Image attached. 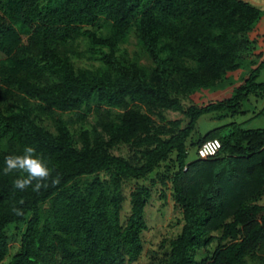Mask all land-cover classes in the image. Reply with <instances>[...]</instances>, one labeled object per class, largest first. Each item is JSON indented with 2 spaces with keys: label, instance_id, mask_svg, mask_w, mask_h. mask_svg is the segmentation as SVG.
Masks as SVG:
<instances>
[{
  "label": "trees",
  "instance_id": "obj_1",
  "mask_svg": "<svg viewBox=\"0 0 264 264\" xmlns=\"http://www.w3.org/2000/svg\"><path fill=\"white\" fill-rule=\"evenodd\" d=\"M261 16L245 0H0V264L14 240L5 264L137 262L157 181L182 222L157 264H264V128L198 130L202 117L233 119L264 94L251 36ZM131 36L132 55L121 48ZM83 53L97 65L77 66ZM244 63L228 97L192 101ZM63 113L92 123L74 129ZM210 139L218 153L197 158ZM26 146L52 170L47 188L21 191L20 173H3Z\"/></svg>",
  "mask_w": 264,
  "mask_h": 264
},
{
  "label": "rangeland",
  "instance_id": "obj_2",
  "mask_svg": "<svg viewBox=\"0 0 264 264\" xmlns=\"http://www.w3.org/2000/svg\"><path fill=\"white\" fill-rule=\"evenodd\" d=\"M264 0H250L249 3L258 7L262 11L260 20L255 24L252 37H259L258 51H264ZM84 45H80L78 51L81 53L84 50ZM122 49H125L130 55L138 53L139 47L136 44L135 39L131 36L127 43L121 45ZM142 63H148L146 59L141 60ZM77 66L89 67L90 65H97L96 62L88 59V56L83 53L80 58L76 60ZM251 70V66L244 63L237 71L228 73L222 80V82L214 88L203 90L198 92L192 98V101L196 104H200L203 101L222 99L228 97L233 88L240 85L243 78H245ZM264 81V75L262 74L258 78V82ZM242 110L246 111L244 114H240L233 119H226L218 122L213 120L210 116L202 117L198 122V130L201 134L206 133L214 128L220 127L224 124L235 122L245 130L263 129L264 128V94L260 98L249 97L248 101L242 106ZM63 119L72 120L74 122L73 128L77 129L79 126H88L92 123V113L86 116L83 122H79L73 114L63 113L61 114ZM168 120H177L181 118L178 113L168 112ZM46 125H50L46 122ZM52 130V127L49 126ZM195 149H188V161L195 159ZM145 185L151 186L150 183L144 182ZM136 182L126 183L124 186L126 193V201L123 204L122 217H125L129 211L128 194L135 189ZM151 199L145 207L144 218L147 224V229L143 232V251L137 262L133 264H157L158 257L167 248V240L175 237L181 229V214L174 206L173 201L170 198L168 188L165 190L166 197L162 199L161 192L163 187L156 182V185L151 186ZM19 247L18 240L11 241L9 243V255L3 261V264L7 262L9 257L13 255Z\"/></svg>",
  "mask_w": 264,
  "mask_h": 264
},
{
  "label": "clouds",
  "instance_id": "obj_3",
  "mask_svg": "<svg viewBox=\"0 0 264 264\" xmlns=\"http://www.w3.org/2000/svg\"><path fill=\"white\" fill-rule=\"evenodd\" d=\"M3 173L8 175L18 172L20 175L14 179L13 186L21 191L28 187H32L33 191H39L41 188H47L45 183L51 177V169L48 163L39 155L31 146H26L20 155H8L4 158ZM33 181L35 184L33 185ZM52 184L58 183V179L52 178ZM23 203V200L19 201ZM12 211L16 215H22V210L13 207Z\"/></svg>",
  "mask_w": 264,
  "mask_h": 264
},
{
  "label": "built area",
  "instance_id": "obj_4",
  "mask_svg": "<svg viewBox=\"0 0 264 264\" xmlns=\"http://www.w3.org/2000/svg\"><path fill=\"white\" fill-rule=\"evenodd\" d=\"M220 146L221 144L217 139L206 140L197 148V158L207 159L214 157L220 150Z\"/></svg>",
  "mask_w": 264,
  "mask_h": 264
},
{
  "label": "crops",
  "instance_id": "obj_5",
  "mask_svg": "<svg viewBox=\"0 0 264 264\" xmlns=\"http://www.w3.org/2000/svg\"><path fill=\"white\" fill-rule=\"evenodd\" d=\"M245 1L250 2V0H245ZM263 3H264V2H263Z\"/></svg>",
  "mask_w": 264,
  "mask_h": 264
}]
</instances>
